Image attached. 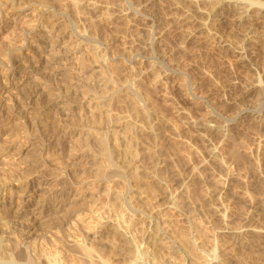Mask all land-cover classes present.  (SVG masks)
Segmentation results:
<instances>
[{
    "label": "rangeland",
    "instance_id": "1",
    "mask_svg": "<svg viewBox=\"0 0 264 264\" xmlns=\"http://www.w3.org/2000/svg\"><path fill=\"white\" fill-rule=\"evenodd\" d=\"M5 1L0 7L11 2ZM102 1L5 5L3 13L15 14L19 26L4 17L0 55L17 53L28 27L39 29L53 16L64 20L54 48L25 60L28 68L9 80L0 71V126L19 128L20 114L40 119V135L17 139L13 149L0 153V187L9 177L38 180L48 168L51 181L57 175L51 171L59 172L70 155L77 153L78 160L65 178L73 186L69 195L55 196L62 182L31 195L16 192L11 206L1 197L0 206L18 229L23 225L25 245L53 251L67 264L77 262L82 252L43 239L62 218L79 221L90 234L107 219L116 230L123 229L127 263L264 264V235L225 231L250 225L264 229V110L261 116L256 112L264 109V89L252 92L246 86L261 75L264 84V23L255 16L240 21L232 7H213L212 0H197V6L186 0ZM41 8L46 12L41 14ZM186 8L197 14L195 20L183 15ZM116 10L123 16L115 19ZM52 87L59 91L51 92ZM59 123L70 125L68 135L54 141L51 133ZM11 232L1 234V249L17 238V231ZM109 240L115 245L114 238Z\"/></svg>",
    "mask_w": 264,
    "mask_h": 264
},
{
    "label": "bare ground",
    "instance_id": "2",
    "mask_svg": "<svg viewBox=\"0 0 264 264\" xmlns=\"http://www.w3.org/2000/svg\"><path fill=\"white\" fill-rule=\"evenodd\" d=\"M7 1V0H6ZM5 1V2H6ZM44 1V0H43ZM53 1V0H52ZM74 1V0H73ZM90 1V0H89ZM100 1V0H99ZM112 1V0H111ZM118 1V0H117ZM178 1V0H177ZM184 1V0H183ZM187 1V3L189 2L190 3V5H196V2H197V0H186ZM212 1H214V3H212V4H214V6L213 7H222V6H229V8L230 7H232V9H233V11L235 12V15H237V17H238V19H240V21L242 20V19H247V18H249V17H257L256 19H260L263 23H264V0H212ZM56 2V1H55ZM93 2V1H92ZM102 2H110L109 0H107V1H102ZM101 2V3H102ZM114 2V1H113ZM112 2V3H113ZM116 2V1H115ZM174 2H175V0H174ZM208 2V1H207ZM206 2V3H207ZM43 3V2H42ZM45 3V2H44ZM74 3H77V1L76 2H74ZM88 3V2H87ZM112 3H111V5H112ZM149 3H150V1H149ZM200 3H202V2H200ZM209 3V2H208ZM208 3H207V5H208ZM211 3V2H210ZM57 4V3H56ZM80 4V3H79ZM90 4V3H89ZM105 4V3H104ZM108 4V3H107ZM116 4H117V2H116ZM120 4V3H119ZM117 4L116 6H120V5H122V4ZM180 4H183L182 2L180 3ZM184 4H186V3H184ZM2 6L0 7V25H1V28H4L5 27V25L3 24V22L5 21L4 20V17L6 16H8L7 18L8 19H10V22H14V26L16 25L15 24V20H17V17H16V15L15 14H13V15H11V14H9V15H5V13H3V10H5V5H10L11 7H20L21 5H22V0H11V2H9V3H7L6 2V4H1ZM64 5V4H63ZM62 5V6H63ZM72 6H73V3L71 4ZM92 5V4H91ZM90 5V6H91ZM101 5V4H100ZM110 5V4H109ZM110 5V6H111ZM147 5V4H146ZM177 5V4H176ZM187 5H189V4H187ZM76 6V5H75ZM108 6V5H107ZM142 6V5H141ZM197 6V5H196ZM210 6V5H209ZM208 6V7H209ZM39 7V6H38ZM63 7H65V5L63 6ZM79 7V6H78ZM92 7V6H91ZM95 7V6H94ZM104 7H106V6H104ZM103 7V8H104ZM109 7V6H108ZM112 7V6H111ZM122 7H123V5H122ZM146 7V6H145ZM148 7H149V5H148ZM182 7V6H181ZM193 7V6H192ZM212 7V6H211ZM212 7V8H213ZM7 8V7H6ZM37 8V7H36ZM74 8V7H73ZM77 8V7H76ZM97 8V7H96ZM98 8H99V5H98ZM114 8V7H113ZM112 8V9H113ZM121 8V7H120ZM144 8V7H143ZM150 8V7H149ZM180 8V7H179ZM185 8V7H184ZM191 8V7H190ZM194 8H196V7H194ZM212 8H210V9H212ZM224 8V7H223ZM61 9H63V8H61ZM65 9V8H64ZM75 9V8H74ZM107 8H105V10H106ZM109 9V8H108ZM111 9V8H110ZM117 9V8H116ZM125 9V8H124ZM123 9V10H124ZM215 9V8H214ZM220 9V8H219ZM231 9V10H232ZM96 10V9H95ZM94 10V11H95ZM115 10V9H114ZM118 10H119V8H118ZM118 10H116V11H118ZM148 10H150V9H148ZM147 10V11H148ZM197 10V9H196ZM195 10V11H196ZM109 11V10H108ZM112 11V10H111ZM111 11L109 12V13H111ZM151 11V10H150ZM218 11V10H217ZM40 12H41V14H43V13H45L46 12V9H44V8H41V10H40ZM103 12H105L104 10H103ZM113 12V11H112ZM115 12V11H114ZM113 12V13H114ZM207 12V11H206ZM212 12V11H211ZM3 13V14H2ZM48 13V12H47ZM106 13V12H105ZM104 13V14H105ZM113 13H111V15L113 14ZM196 13H197V11H196ZM201 13V12H200ZM203 13H205V11L203 12ZM63 14V13H62ZM103 14V15H104ZM108 14V13H107ZM116 14V16H114V18L115 19H117V15L119 16V17H121V15L123 16V14L121 13V11H118V12H116L115 13ZM45 15V14H44ZM101 15V14H100ZM110 15V14H109ZM108 15V16H109ZM126 15V14H125ZM183 15L184 16H186V17H188L187 18V20L188 19H190V20H195L196 19V15L197 14H192V10L191 9H189V8H186V10H184V13H183ZM199 15V14H198ZM202 15H205V14H202ZM206 15H209V14H207L206 13ZM212 15V14H211ZM214 15H215V13H214ZM53 16V15H52ZM107 16V15H106ZM112 16V17H113ZM213 16V15H212ZM50 17H51V15H50ZM54 17V16H53ZM53 17H51L49 20L47 19L45 22H43V23H41V24H39V29H35L34 27V29H29V27L26 29L27 31H23L24 33H25V36H24V38H23V40H22V42L20 43V46L19 47H17V53H15L14 51H10V52H6V53H3V55L1 54L0 55V71H2V73H3V75H4V77L6 78V79H10L11 77H14V76H16L17 74H19L20 73V71H21V69H27L28 68V65L26 64V62H25V60H27V62H28V60H30V59H34L35 57H39V56H41L42 55V53H43V49H47L48 47L49 48H52L53 46H54V39L53 38H57L56 36H58L59 34H58V26H59V23H61L60 21L63 19H59V18H57V17H55V18H53ZM111 17V16H110ZM109 17V18H110ZM119 17H118V19H119ZM126 17V16H125ZM185 17V18H186ZM106 18V17H105ZM182 18V17H181ZM184 18V19H185ZM199 18V17H198ZM201 18V17H200ZM202 18H205L204 16L202 17ZM108 19V18H107ZM251 19V18H250ZM255 19V20H256ZM7 20V19H6ZM64 20V19H63ZM120 20V19H119ZM186 20V19H185ZM204 20V19H203ZM248 20V19H247ZM254 20V21H255ZM258 21V20H257ZM6 22V21H5ZM197 22V21H196ZM214 22V21H213ZM244 22V21H243ZM249 23H250V21H248ZM63 23V22H62ZM202 23H203V21H202ZM259 23V22H258ZM189 24H190V22H189ZM199 24H197V26H198ZM241 25V24H240ZM247 25V24H246ZM250 25H251V23H250ZM250 25H248V26H250ZM257 25V24H256ZM13 26V27H14ZM17 26H19L18 24L16 25V28H17ZM190 26V25H189ZM191 26H192V24H191ZM200 26V25H199ZM244 26V25H243ZM25 27V26H24ZM203 27V26H202ZM263 27V26H262ZM189 28V27H188ZM187 28V29H188ZM192 28V27H191ZM249 27H247V30H249L248 29ZM252 28V27H251ZM19 29V28H18ZM195 29V28H194ZM193 29V30H194ZM263 29H264V27H263ZM243 30V29H242ZM253 30V29H252ZM262 30V29H261ZM187 31V30H186ZM254 31V30H253ZM259 31V30H258ZM257 31V32H258ZM263 31V30H262ZM190 32V31H189ZM188 32V33H189ZM191 32H193V31H191ZM243 32V31H242ZM244 32H245V30H244ZM249 32H250V30H249ZM13 33V32H12ZM11 33V34H12ZM241 33V32H240ZM254 34H257V33H255V32H253ZM58 34V35H57ZM249 34V33H248ZM259 34V33H258ZM9 35V34H8ZM188 35V34H187ZM245 35H246V33H245ZM264 35V34H263ZM253 37H254V35H252ZM251 36V37H252ZM38 38L37 40H33V41H31V42H29V44H28V46H24V44H27L28 42H27V40L28 39H30V38ZM221 37V36H220ZM242 37H243V35H242ZM257 37V36H256ZM59 38V37H58ZM258 38V37H257ZM259 38H261L260 37V35H259ZM239 39H241V38H239ZM225 40V39H224ZM234 40V39H233ZM242 40V39H241ZM241 40H240V42H241ZM244 40V39H243ZM242 40V41H243ZM229 41V40H228ZM258 41V40H257ZM221 42V41H220ZM232 42V41H231ZM236 41L234 40V43H235ZM222 43H223V41H222ZM246 43V42H245ZM260 43H262V42H260ZM227 44H229V43H227ZM226 44V45H227ZM238 44V43H237ZM243 44V43H242ZM241 45V44H240ZM232 46V45H231ZM244 46V45H243ZM241 46H239V48H240ZM247 47V46H246ZM14 48V47H13ZM48 48V49H49ZM54 48V47H53ZM247 48H249V47H247ZM252 49V48H251ZM246 51V50H245ZM247 52V51H246ZM15 53V54H14ZM239 55L241 54V55H243V51L242 50H239ZM246 54V53H245ZM161 55V54H160ZM248 56V55H247ZM250 56V55H249ZM162 57H164V56H162ZM242 57V56H241ZM242 59V58H241ZM250 59V58H249ZM251 59H254V58H251ZM124 61V60H123ZM249 61H251V60H249ZM119 62V61H118ZM248 62V61H247ZM29 63V62H28ZM119 63H121V62H119ZM119 63H116V65L118 64V66L120 65ZM124 63V62H123ZM244 63H246L245 61H244ZM250 64V63H249ZM116 65L115 66H113V67H115V69H112V70H116L117 69V67H116ZM124 65V64H123ZM247 65V64H246ZM254 65V64H253ZM105 66V65H104ZM122 66V65H121ZM120 66V67H121ZM125 66H126V64H125ZM124 66V67H125ZM124 67H122V68H124ZM151 67V66H150ZM251 67V66H250ZM248 68V67H247ZM121 69V68H120ZM119 69V70H120ZM129 70V69H128ZM253 70H254V68H253ZM111 71V70H110ZM157 71V70H156ZM264 71V70H263ZM108 72V71H107ZM114 72V71H113ZM117 72H118V70L116 71V73H115V75L117 74ZM133 72V71H132ZM158 72V71H157ZM253 73H256V72H254V71H252ZM251 72V73H252ZM109 74H111V73H109ZM120 74V73H119ZM118 74V75H119ZM2 75V74H1ZM106 75H108V74H106ZM112 76L111 77H113V73L111 74ZM115 75H114V77H115ZM160 74H158V76H159ZM251 76H253L252 74H251ZM262 76V75H261ZM261 76H259V77H257V76H255V78H253L252 79V81H250V83H248V81H246V82H244V83H246V86H247V89L249 90V91H252L253 92V90L254 89H256V91H257V89H259V90H262V89H264V84L262 83V78H261ZM108 77H110L109 75H108ZM111 77H110V79H111ZM120 77V76H119ZM254 77V76H253ZM3 78V77H2ZM117 78V77H116ZM156 78H157V76H156ZM156 78H154V79H156ZM248 78V77H247ZM5 79V80H6ZM109 79V80H110ZM158 79V78H157ZM161 79V78H160ZM249 79L251 80V78H250V75H249ZM112 80H114V79H111V81ZM117 79H115L114 81H116ZM7 81V80H6ZM158 81V80H157ZM8 82V81H7ZM113 82V81H112ZM161 82V81H160ZM114 83H116V82H114ZM241 83H243V82H241ZM183 84V83H182ZM235 84V83H234ZM157 85V84H156ZM245 85V84H244ZM243 85V86H244ZM61 86H63V85H61ZM113 86V85H112ZM115 86V85H114ZM183 86H185V84L183 85ZM233 87V86H232ZM184 88H186V87H184ZM243 88V87H242ZM241 88V89H242ZM8 89V88H7ZM114 89H116L115 87L113 88V90ZM147 89V88H146ZM241 89H240V92H241ZM244 89V88H243ZM37 90V89H36ZM60 90H61V88H60ZM50 91L52 92V91H59L57 88H55V87H52V88H50ZM243 91V90H242ZM247 91V90H246ZM255 91V92H256ZM41 92H43V91H41ZM66 92V91H65ZM251 92V93H252ZM254 92V93H255ZM261 92V91H260ZM259 92V93H260ZM39 93V92H38ZM45 93V92H44ZM60 93V92H59ZM58 93V94H59ZM248 93V92H247ZM257 93V92H256ZM237 94V93H236ZM40 95H42V94H40ZM39 95V96H40ZM240 95V94H239ZM258 95V94H257ZM260 95V94H259ZM148 96V95H147ZM238 96V95H237ZM242 96V95H241ZM248 96V95H247ZM41 97V96H40ZM37 98V97H36ZM39 98V97H38ZM149 98V97H148ZM244 98V97H243ZM257 97H255V99H256ZM241 99V98H240ZM245 100V99H244ZM258 100H260V99H258ZM257 100V101H258ZM262 100V99H261ZM56 101V100H55ZM237 101H239L240 102V100L239 99H237ZM242 101V100H241ZM256 101V103H260V102H257ZM59 102V101H58ZM246 102V101H245ZM253 103H255L254 102V100L252 101ZM25 103V102H24ZM132 103V102H131ZM133 103H135V102H133ZM132 103V104H133ZM248 103H250V102H248ZM255 103V104H256ZM17 104V103H16ZM20 104V103H19ZM138 104V103H137ZM236 104V103H235ZM241 104V103H240ZM2 105V104H1ZM0 105V107H2ZM24 105V104H23ZM26 105V104H25ZM133 105H135V104H133ZM243 105H245V104H243ZM249 105H251V104H249ZM254 105V104H253ZM253 105H251V106H253ZM13 106H14V104H13ZM138 106V105H137ZM241 106V105H240ZM12 107V106H11ZM135 107V106H134ZM141 107V106H140ZM139 107V108H140ZM143 107H144V105H143ZM242 107V106H241ZM248 107V106H247ZM258 107V106H257ZM22 109V108H21ZM135 110H136V107L134 108ZM143 109V108H142ZM141 109V110H142ZM221 109V108H220ZM3 110V109H2ZM134 110V111H135ZM144 110H146V109H144ZM144 110H142L141 111V113L144 111ZM259 111H256L257 113H258V115L259 116H261V115H263V111L262 110H264V109H262V107L260 106L259 107V109H258ZM19 111V110H18ZM137 111H139V110H137ZM17 112V111H16ZM51 112V111H50ZM140 112V111H139ZM146 113V112H145ZM145 113H143V114H145ZM23 114H24V112H23ZM48 115V114H47ZM145 116V115H144ZM149 116V115H148ZM19 117V116H18ZM20 117L22 118H19V119H21V120H23V121H21L22 122V124H20L19 126V128H15V129H13L12 130V128H11V130L8 128V127H6V126H0V153H2V152H7V151H10L11 149H13V147H14V145H15V142L17 141V139H21V138H24L25 140H30V138H31V136H33V135H36L37 133H38V131H40L38 128H39V126H40V124H39V121L38 120H40V119H36V118H29V117H27V116H25V115H22V114H20ZM53 117H55V115L53 116ZM146 117V116H145ZM14 118V117H13ZM258 118V117H257ZM18 119V118H17ZM256 119V118H255ZM12 120V119H11ZM15 120V119H14ZM133 120V119H132ZM254 120V119H253ZM260 120V119H259ZM13 121V120H12ZM45 121H46V119H45ZM64 122H65V120H64ZM135 122H136V120H135ZM256 122V121H255ZM260 122H261V120H260ZM13 123V122H12ZM129 123V122H128ZM138 123V122H137ZM256 124V123H255ZM131 125H133V124H131ZM141 125V124H140ZM43 126V125H42ZM45 126V125H44ZM70 125H68L67 124V126H65L64 124H62V123H59L54 129H53V131H52V133H51V135H52V137H50V134H49V137L50 138H52V139H54V141L55 140H60V139H64V136H67L68 134V128L67 127H69ZM138 126H139V123H138ZM133 128V127H132ZM141 128V127H140ZM143 128V127H142ZM134 129V128H133ZM144 129V128H143ZM38 130V131H37ZM132 130V129H131ZM139 132V131H138ZM45 133H46V131H45ZM4 134H6L5 136H3ZM39 134V133H38ZM135 134V133H134ZM40 135V134H39ZM23 140V139H22ZM60 143H61V141H60ZM19 148H21L22 149V147L24 146L23 144H21V142L19 143V145H17ZM14 152H16V151H14ZM138 153V152H137ZM236 155V154H235ZM82 156V155H81ZM235 157V156H234ZM81 158V157H80ZM76 160H78V155H77V153L76 154H73V155H70V157L65 161V164L61 167V170H59V172H56V170H55V168H54V170H53V172L51 171V173H50V175L52 174V173H57V175H56V177H54L55 179H53V180H51L50 181V179H49V177H47V174L46 173H48V171H50V168H48L46 171H44L45 173L44 174H42L41 173V175H39L37 178H38V180L36 179V180H29L28 178L27 179H24L23 177H20V179H10V177L9 178H7V180L6 181H4L3 183H1V185L3 184V187H0V198L2 197V199L1 200H5V199H7V202L6 203H11L13 200H14V196H15V194H16V192H19L20 193V195L22 194H26V193H29V195H31V194H34V193H37V191L38 190H40L42 187H46L48 190L49 189H51V187H53V188H58L59 187V185L61 184H63L62 182H64V184L65 185H63L62 187H61V185H60V187L62 188V190H60V193L56 190V192H55V196L56 195H59V194H64V195H67V193H68V195L71 193V189H72V185L70 186V187H68V183L66 184L65 183V178H68V177H70V175L72 174V172H73V165L75 164L74 162H76ZM7 162H9V163H13V161H4V164H6ZM3 163V162H2ZM139 164V163H138ZM6 166V165H5ZM138 166V165H137ZM50 167V166H49ZM255 167V166H254ZM10 168V167H9ZM140 168V167H139ZM5 169H7V168H5ZM58 169H59V167H58ZM8 170V169H7ZM6 170V171H7ZM10 170H12V169H9L8 170V172H6V173H11V172H13L14 173V169L12 170V171H10ZM4 172V173H5ZM16 172H17V170H16ZM140 172V171H139ZM74 173V172H73ZM40 174V173H39ZM46 174V175H45ZM137 174L139 175V173L137 172ZM7 175V174H6ZM10 175V174H9ZM54 175V174H53ZM134 175V174H133ZM1 176V175H0ZM5 176V175H4ZM63 176V177H62ZM8 177V176H7ZM140 177V176H139ZM3 178V177H2ZM15 178V177H14ZM133 178V177H132ZM134 178H135V175H134ZM157 178H159V177H157ZM63 179V180H62ZM2 180V179H1ZM67 180V179H66ZM69 180V179H68ZM66 181V182H69V181ZM136 180H138L139 181V179H136ZM159 180H160V178H159ZM220 180V183H219V189H220V187H222V189H223V186L221 185L222 184V182H221V179H219ZM218 180V181H219ZM141 181V180H140ZM158 181V180H157ZM223 181V180H222ZM1 182V181H0ZM264 182V181H263ZM156 183V182H155ZM160 183V182H159ZM224 184V183H223ZM50 185H53V186H50ZM160 186V185H159ZM224 186H225V184H224ZM48 187H50V188H48ZM139 187V186H138ZM46 190V189H45ZM136 191V190H135ZM41 192V191H40ZM243 192V191H242ZM54 193V192H53ZM136 193H138L137 191H136ZM244 193H245V191H244ZM246 194V193H245ZM19 195V196H20ZM167 194H165V196H166ZM240 195H242V194H240ZM135 196V195H134ZM246 196V195H245ZM21 197V196H20ZM66 197H68V196H66ZM136 197V196H135ZM243 197H244V194H243ZM248 196H246V198H247ZM133 198V197H132ZM21 199V198H20ZM250 199V198H249ZM248 199V200H249ZM41 200V199H40ZM136 200H137V198H136ZM143 200V199H142ZM247 200V199H246ZM251 200V199H250ZM263 199H261L260 201H262ZM22 201L23 200H18V203L20 204V203H22ZM144 201V200H143ZM38 202H41V201H38ZM43 202L45 203V200H43ZM49 202V201H48ZM135 202V201H134ZM137 202V201H136ZM140 202V201H139ZM251 202H253V201H251ZM263 202H264V200H263ZM4 204V203H3ZM7 204V205H8ZM251 204V203H250ZM253 204V203H252ZM251 204V205H252ZM10 206H11V204H9ZM38 205V204H37ZM136 205H138V202H137V204ZM263 205V204H262ZM4 206V205H3ZM3 206H0V236H1V234L2 235H4L5 236V234L7 235V234H9L12 230H14L15 232L17 231V238H15L14 240L16 241V243H14L13 241V243L10 245V246H8V248H6V249H1L0 250V264H67L66 262H67V260L66 261H64V260H62V258H60L58 255H55V254H52L53 253V251H46V249L45 250H43L42 252H40V250H42V249H36L35 247V249L34 248H32L31 246L32 245H25V243L24 242H26L25 240H21V236H22V231H24V227H23V225H22V228H20V229H18L19 227H17V226H15V224H13L12 223V218H11V215L8 213L9 211H7L8 209L6 208H3ZM6 206V205H5ZM140 206V205H139ZM143 206V205H142ZM264 206V205H263ZM263 206H262V208H263ZM140 208V207H139ZM142 208V207H141ZM144 209V208H143ZM63 210V209H62ZM69 210V209H68ZM55 212V211H54ZM62 212V211H61ZM71 212H73V211H70L69 210V214L71 213ZM68 214V215H69ZM49 215H51V214H49ZM74 215V214H73ZM40 216V215H39ZM67 216V215H66ZM221 216H223L222 214H221ZM70 217H71V215H70ZM74 217V216H73ZM72 218V217H71ZM223 218V217H222ZM20 219V218H19ZM33 219V218H32ZM63 219V218H62ZM61 219V222H58L57 224H55L53 227H51V230H50V236L48 237L46 234H44L43 235V239L45 240V241H47L48 242V240L49 239H54L56 242H59L60 243V245H61V243H62V245L66 248V249H72V247L74 248V250L73 251H75V249H78V250H80L82 253H80V255H77V257H75V258H78V261H77V259L75 260V261H77V262H75L74 264H143L142 262H140L139 260H137V259H133L131 262L129 261V263H127L128 261L127 260H125V257H124V253H125V250H126V248L124 247V242L123 241H125V240H123V235L126 233L123 229H118V230H116L113 226H112V222L111 221H108V219L106 220V221H104V222H102V224H101V227L95 232V234H90V230H88V229H85L86 227H83V226H81L80 224H77V223H80L78 220V222L76 223V224H73V222H71V221H68L69 220V218H68V220H65V221H63ZM65 219V218H64ZM59 220V219H58ZM31 221V220H30ZM29 221V222H30ZM56 223V222H55ZM83 223V222H82ZM28 224V223H27ZM84 225V224H83ZM21 226V225H20ZM35 226V225H34ZM52 226V225H51ZM28 227H29V225H28ZM31 227V226H30ZM91 227V226H90ZM89 227V228H90ZM33 228V227H32ZM25 229H27V225H26V227H25ZM29 229V228H28ZM50 229V228H49ZM92 229V228H91ZM46 230V229H45ZM26 231V230H25ZM49 230H47V232H48ZM225 231H227V232H229V233H234L235 235H241L242 236V234L245 232V231H249V232H253V233H257V234H260V235H264V229L263 228H260V227H258V226H256V225H250V226H245V227H237V228H233V229H227V230H225ZM29 232V231H28ZM12 233V232H11ZM27 233V232H26ZM13 234V233H12ZM16 234V233H15ZM49 234V233H48ZM25 235V234H24ZM15 236V235H14ZM155 236V235H154ZM8 237H10V239H11V236L9 235ZM7 237V238H8ZM110 237H112V238H114L115 240V245L114 244H112V242H110ZM186 237H189V236H185V238ZM6 238V239H7ZM155 238L157 239V237L155 236ZM5 239V238H4ZM12 239H13V237H12ZM26 239V238H25ZM155 240V239H154ZM188 240V239H187ZM6 241V240H5ZM5 241H4V243H5ZM10 241V240H9ZM43 241V240H42ZM44 241V242H45ZM55 241L53 242L54 244H56L55 243ZM189 241V240H188ZM51 242V241H50ZM64 242V243H63ZM72 242V244H70ZM52 243V242H51ZM52 243V244H53ZM50 244V243H49ZM2 245H3V242H2ZM2 245H1V247H2ZM6 245H8V243L6 244ZM34 245H35V243H34ZM40 245V244H39ZM59 245V244H58ZM38 246V245H37ZM3 247H5L4 245H3ZM2 247V248H3ZM7 247V246H6ZM46 247V246H45ZM53 247V246H52ZM63 247V248H64ZM39 248V247H38ZM41 248H42V246H41ZM47 248V247H46ZM59 249V248H58ZM51 250V249H50ZM65 250V249H64ZM78 250L76 251V252H78ZM2 251V252H1ZM56 251V250H55ZM54 251V252H55ZM127 251V250H126ZM4 252V253H3ZM52 252V253H51ZM64 252V251H63ZM3 253V254H2ZM62 253V252H61ZM60 254V253H59ZM63 254V253H62ZM68 254V253H67ZM74 254V253H73ZM76 254V253H75ZM43 255V256H42ZM68 256V255H67ZM76 256V255H75ZM128 257V256H127ZM126 257V258H127ZM74 258V257H73ZM118 258H120V261H121V263L119 262H117L118 261ZM129 258V257H128ZM63 259H65V258H63ZM72 259V258H71ZM226 259H228V258H226ZM125 261H126V263H125ZM223 261H224V259H223ZM74 262V261H73ZM223 263V262H222ZM221 263V264H222ZM69 264H70V262H69Z\"/></svg>",
    "mask_w": 264,
    "mask_h": 264
}]
</instances>
